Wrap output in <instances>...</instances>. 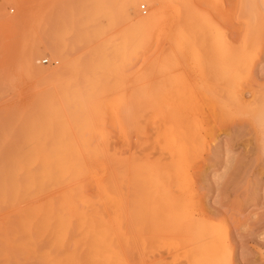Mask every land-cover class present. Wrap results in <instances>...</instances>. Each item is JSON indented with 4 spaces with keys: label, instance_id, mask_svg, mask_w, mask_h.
Segmentation results:
<instances>
[{
    "label": "rangeland",
    "instance_id": "obj_1",
    "mask_svg": "<svg viewBox=\"0 0 264 264\" xmlns=\"http://www.w3.org/2000/svg\"><path fill=\"white\" fill-rule=\"evenodd\" d=\"M147 2L0 0V264L40 260L16 213L51 160L92 166L101 149L119 175L126 160L128 217L83 235L84 262L107 263L99 243L115 264H264V0H208L181 51L133 43ZM162 189L178 217L155 216Z\"/></svg>",
    "mask_w": 264,
    "mask_h": 264
},
{
    "label": "bare ground",
    "instance_id": "obj_2",
    "mask_svg": "<svg viewBox=\"0 0 264 264\" xmlns=\"http://www.w3.org/2000/svg\"><path fill=\"white\" fill-rule=\"evenodd\" d=\"M147 1L150 10L147 16H141L138 12L132 13L133 43L153 41L155 46L164 49L175 46L180 51L190 46L186 38L196 29L197 24L200 23L202 26L207 24L205 19L199 22L197 14L204 15L211 8H218L220 5L215 3L218 0H213L211 7L208 0H175L172 5ZM39 50L46 51V48L42 46ZM57 87L59 88L58 85ZM72 87L73 83L63 87L59 95L68 96L70 94L68 90ZM163 107L161 100L154 108L158 110L159 118L163 116ZM158 133L162 138L163 132ZM110 151V149L98 150L99 155L92 166H76L64 160H51V168L57 167L60 171L40 175V182H46L50 187L33 189L31 203L19 205L16 213L20 225L19 231L27 234L29 238L26 242H20V248L23 250L33 248L35 255H39L40 258L37 260L38 264H91L89 260L84 262L83 259L85 246L82 242L83 235L87 231L96 234L101 229H105L99 226L101 222H114L117 218L128 217L126 203L130 193L128 194L124 184L126 160H122V171L119 175L117 159L113 154H109ZM76 167L79 170H72ZM36 178L29 177V183L34 184ZM120 189L121 213L118 212ZM170 190H159L161 203L156 207L157 218L179 216L177 193ZM147 200L146 195L142 202L146 205ZM89 222L94 225L87 227ZM90 248L97 260L106 258L108 260L106 264H115V254L103 250L99 243L96 247L91 244ZM95 263L93 260V264Z\"/></svg>",
    "mask_w": 264,
    "mask_h": 264
},
{
    "label": "built area",
    "instance_id": "obj_3",
    "mask_svg": "<svg viewBox=\"0 0 264 264\" xmlns=\"http://www.w3.org/2000/svg\"><path fill=\"white\" fill-rule=\"evenodd\" d=\"M143 9L145 8V6L142 7Z\"/></svg>",
    "mask_w": 264,
    "mask_h": 264
}]
</instances>
